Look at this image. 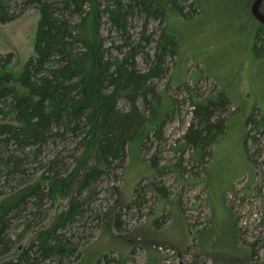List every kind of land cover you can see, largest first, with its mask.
<instances>
[{
    "label": "trees",
    "instance_id": "16d2710c",
    "mask_svg": "<svg viewBox=\"0 0 264 264\" xmlns=\"http://www.w3.org/2000/svg\"><path fill=\"white\" fill-rule=\"evenodd\" d=\"M256 3L244 2L248 36L255 56L264 58V0L258 9ZM199 6V0H0L3 25L30 10L40 13L34 55L22 71L10 72L14 54L0 53V259L18 250L1 264H112L107 254L95 257L81 251L84 246L75 242L80 236L74 237L73 227L84 230L93 216L103 222L92 210L100 184L124 171L136 144L142 152L151 138L162 137L176 107L157 83L174 73L181 44L170 19L197 15ZM153 23L157 31H150ZM123 102L128 109H121ZM231 105L226 91L193 99L183 139L200 163L225 135ZM245 129V143L264 140V117L258 109ZM145 181L126 207L141 209L147 190L164 199L157 181ZM58 200L67 201L65 210L49 228L40 229L50 211L45 207ZM114 219L119 226L117 214ZM235 222L234 255L216 248L213 218L195 236L215 264H228L223 252L236 257L245 249ZM21 227L14 240L13 230ZM34 230L32 242L20 248ZM81 255L84 259L74 262Z\"/></svg>",
    "mask_w": 264,
    "mask_h": 264
},
{
    "label": "rangeland",
    "instance_id": "374dc122",
    "mask_svg": "<svg viewBox=\"0 0 264 264\" xmlns=\"http://www.w3.org/2000/svg\"><path fill=\"white\" fill-rule=\"evenodd\" d=\"M199 2V14L170 19V28L181 44L176 63L173 60L174 73L157 83L158 90L176 107L162 137L151 138L142 152L136 144L124 171L117 170L100 184L92 210L103 222L88 217L84 230H72L75 238L80 236L75 242L79 248L84 246L81 251L87 249L95 257L107 254L112 264H215L213 256L205 255L208 251L199 249L195 238L212 218L216 248L231 255L235 254L231 233L236 221L239 245L245 249L236 257L223 252L228 264H248V259L252 264H264V140L245 143L248 118L256 109L264 117V58H257L252 50L245 0ZM39 19V11L30 10L12 23H0V53L14 54L10 72L22 71L34 55ZM158 29L157 23L150 26V31ZM221 91L232 101L225 114L231 118L216 147L206 150L202 164L183 139L192 120V101ZM120 107L129 108L124 102ZM143 180H147L144 184L157 181L164 199L147 190L141 209L126 207ZM66 205L67 201L58 200L45 207L50 211L40 229L57 221ZM116 214L120 220L117 227ZM22 229L13 230L14 240ZM37 232L27 234L19 247L28 246ZM17 253L16 249L1 258L0 264ZM81 259L84 255L74 262Z\"/></svg>",
    "mask_w": 264,
    "mask_h": 264
},
{
    "label": "water",
    "instance_id": "95a60500",
    "mask_svg": "<svg viewBox=\"0 0 264 264\" xmlns=\"http://www.w3.org/2000/svg\"><path fill=\"white\" fill-rule=\"evenodd\" d=\"M260 3H261V0H257V3H256V5H255V8H256V9H258V6L260 5ZM180 264H183V263H180Z\"/></svg>",
    "mask_w": 264,
    "mask_h": 264
}]
</instances>
